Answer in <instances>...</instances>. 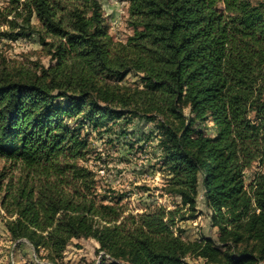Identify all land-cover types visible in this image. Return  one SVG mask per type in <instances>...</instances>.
Here are the masks:
<instances>
[{
    "label": "trees",
    "instance_id": "1",
    "mask_svg": "<svg viewBox=\"0 0 264 264\" xmlns=\"http://www.w3.org/2000/svg\"><path fill=\"white\" fill-rule=\"evenodd\" d=\"M0 38L36 37L50 64L0 60L1 222L34 259L92 239L110 264H264V0H127L132 35L99 0H3ZM130 74L139 85L122 81ZM155 122L173 209L106 201L89 134ZM208 211L215 238L182 236Z\"/></svg>",
    "mask_w": 264,
    "mask_h": 264
},
{
    "label": "rangeland",
    "instance_id": "2",
    "mask_svg": "<svg viewBox=\"0 0 264 264\" xmlns=\"http://www.w3.org/2000/svg\"><path fill=\"white\" fill-rule=\"evenodd\" d=\"M109 33L116 42L125 43L132 35L126 20L128 17L127 0H99ZM4 1L0 0V7ZM13 67H31L34 63L47 67L50 62L44 56L36 37L21 38L9 41L0 38V60ZM127 87L139 85V78L128 75L121 83ZM155 122L135 120L125 127L127 136L115 133L100 135L89 134L91 155L87 166L97 177L99 192L106 201L121 200L137 213L154 208L157 205L173 209L177 201L165 194L167 176L159 166L157 149V132ZM3 163L0 162V170ZM257 172H264V166L254 165L246 172L249 180ZM194 217L179 223L182 236L194 241L201 235L215 238L217 229L210 227L208 211L199 202ZM0 208V264H45V261L34 259L32 249L25 240L13 242L3 223ZM103 252L98 251V244L92 239H74L66 248L64 262L67 264H110L101 259ZM108 258V256L106 255ZM189 264H205L202 259H187Z\"/></svg>",
    "mask_w": 264,
    "mask_h": 264
},
{
    "label": "built area",
    "instance_id": "3",
    "mask_svg": "<svg viewBox=\"0 0 264 264\" xmlns=\"http://www.w3.org/2000/svg\"><path fill=\"white\" fill-rule=\"evenodd\" d=\"M102 256H104L105 258H107V257H106V255H104V254H103V255H101V257H102Z\"/></svg>",
    "mask_w": 264,
    "mask_h": 264
}]
</instances>
